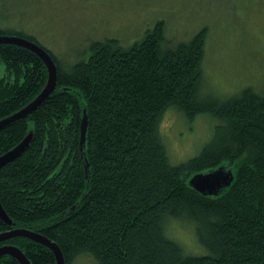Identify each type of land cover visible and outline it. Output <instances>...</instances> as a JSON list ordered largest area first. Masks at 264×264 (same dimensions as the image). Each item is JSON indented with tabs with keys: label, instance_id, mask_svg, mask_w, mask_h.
<instances>
[{
	"label": "trees",
	"instance_id": "1",
	"mask_svg": "<svg viewBox=\"0 0 264 264\" xmlns=\"http://www.w3.org/2000/svg\"><path fill=\"white\" fill-rule=\"evenodd\" d=\"M206 34L204 27L172 42L158 20L131 46L105 38L71 64L48 50L55 89L0 129V156L31 134L23 153L0 168V204L12 221L0 219V234L38 232L59 246L65 264H264V85L227 98L201 93ZM0 65L1 120L34 99L47 69L13 44L0 43ZM171 108L189 121L200 114L217 121L200 152L178 164L160 129ZM84 109L88 180L80 152ZM221 165L233 180L218 195L189 185L192 175ZM171 219L191 224L206 254L188 255L167 237ZM3 245L18 247L31 264H55L50 249L28 238ZM0 264L19 262L3 255Z\"/></svg>",
	"mask_w": 264,
	"mask_h": 264
},
{
	"label": "rangeland",
	"instance_id": "2",
	"mask_svg": "<svg viewBox=\"0 0 264 264\" xmlns=\"http://www.w3.org/2000/svg\"><path fill=\"white\" fill-rule=\"evenodd\" d=\"M158 20L172 42L207 29L201 93L227 98L264 85V0H0V28L6 35H31L70 64L105 38L129 47ZM4 74L0 65V77ZM216 124L209 114L189 121L175 109L166 110L160 129L170 162L196 156ZM165 234L188 255L206 254L191 224L168 220Z\"/></svg>",
	"mask_w": 264,
	"mask_h": 264
},
{
	"label": "water",
	"instance_id": "3",
	"mask_svg": "<svg viewBox=\"0 0 264 264\" xmlns=\"http://www.w3.org/2000/svg\"><path fill=\"white\" fill-rule=\"evenodd\" d=\"M0 43L1 44H13L20 47H24L32 52H34L45 64L47 69V81L42 90L31 100L27 105L22 107L17 112L9 115L8 117L0 120V129L9 123L14 122L20 118H23L30 114L33 110H35L55 89L56 87V71L57 66L56 63L49 53V51L44 48L39 43H36L27 37L19 36V35H6L0 34ZM87 130V113L85 109L83 110L81 125H80V152L81 158L83 161L85 177L88 180L89 178V163L87 158L85 157V136ZM31 138V134L29 133L21 142H19L16 146H14L9 151L3 153L0 156V168L12 161L16 157H18L25 148L27 147ZM233 180L232 170L227 168L225 165H221L216 167L215 169L207 172L196 173L189 178V185L200 192L203 195L215 196L218 195L221 190L230 185ZM86 196V195H85ZM83 197V199L85 198ZM82 199V200H83ZM81 200V201H82ZM79 204V203H78ZM78 204L73 205L69 211L65 213H69L73 211ZM0 219H2L7 224H12V221L9 219L4 209L0 204ZM13 237H25L30 240H33L37 243H40L50 249L55 257V264H65L64 257L59 246L43 236L42 234L31 231L25 228H14L5 233L0 234V240H5ZM3 255H9L16 259L19 264H31L29 260L26 258L23 251H21L18 247L14 245H3L0 247V257Z\"/></svg>",
	"mask_w": 264,
	"mask_h": 264
}]
</instances>
